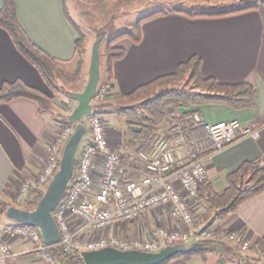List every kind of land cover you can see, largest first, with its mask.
<instances>
[{
    "label": "crops",
    "instance_id": "crops-1",
    "mask_svg": "<svg viewBox=\"0 0 264 264\" xmlns=\"http://www.w3.org/2000/svg\"><path fill=\"white\" fill-rule=\"evenodd\" d=\"M68 3V0H16L20 20L32 39L51 54L65 59L66 63L68 59L71 62L76 57L75 40L78 37L77 26ZM2 4L3 0H0V7ZM221 4L229 5L231 2L183 0V6L169 8L189 9L190 5L211 7ZM229 7L232 6L227 8ZM141 31L142 39L139 42L130 37L120 38L118 42L125 48L126 53L115 58L112 63L113 94L108 99L112 103H116L113 97L115 94L123 96L160 75L174 72L180 62L195 54L201 57V72L205 76H215L224 83L252 82L256 87L255 106L237 109L229 104L215 102L199 107L198 114L203 122L237 118L246 123H255L259 131L256 137L243 136L222 150L210 152L207 160V182H211L213 188L219 192L228 185V173L235 170L242 161L264 159L262 13L258 9H248L224 15L190 16L173 10L145 20ZM89 49L90 46H85L86 53ZM16 78H23L42 90H48L49 87L39 69L20 52L9 32L0 26V84L4 80ZM37 103L26 97L0 101V232L14 221L6 216L5 211H1V203L13 202L23 179H37L39 171L46 164L48 146L54 140L63 118L57 110L43 113ZM64 117H68V114ZM107 131L111 143L121 153H131L126 145L120 146L116 131L112 127H107ZM193 134L194 142L203 152L213 149V142L205 126L193 129ZM204 135L208 138L204 139ZM183 153L186 156L191 155L190 148L183 146ZM174 223L164 209L157 208L144 211L139 218L96 229L92 234L145 237L151 235L157 225L174 226ZM212 223L231 230L245 231L254 242L246 256L264 260V256L257 252L258 248L264 249V191L245 200L227 217L215 219ZM10 243L12 252L6 258L5 264H44V259L34 250V243L29 238L11 236ZM239 256L235 250L217 248L190 258L182 255L173 257L166 264H241L238 261ZM262 260L258 264H263ZM248 262L243 264H256Z\"/></svg>",
    "mask_w": 264,
    "mask_h": 264
},
{
    "label": "built area",
    "instance_id": "built-area-1",
    "mask_svg": "<svg viewBox=\"0 0 264 264\" xmlns=\"http://www.w3.org/2000/svg\"><path fill=\"white\" fill-rule=\"evenodd\" d=\"M112 85L111 80H103L96 88V95L92 99L93 111L83 117L90 130L89 141L78 158L77 174L73 175L66 194L53 213L61 230L59 243L63 250L82 254L85 249L115 246L156 251L168 244L225 240L242 253L249 251L254 242L245 231L231 230L223 225L198 224V214L203 205L200 192L209 180L207 160L210 153L185 162L187 156L183 153V146L189 147L192 155L201 151V147L194 139L186 137L182 126L161 133L150 149L138 152L145 165L144 173L125 183L120 181L124 173V167L119 162L121 152L108 138L106 117L103 113L95 112V106L111 94ZM69 105L71 109L72 104ZM194 119L203 122L198 113ZM204 125L213 142L214 151L224 149L243 136L259 135L255 123H246L237 118L204 121ZM74 126L75 123L71 122L57 133L48 146L47 161L37 179L33 181L27 178L21 183L17 190V202L32 201V187L40 188L49 183L60 167L61 151ZM157 208L168 213L175 222L174 226L157 225L151 235L145 237L92 234L96 229L139 218L144 211ZM11 236L29 238L45 264H55L48 250L50 245L41 239L39 229L18 221H12L0 232V264H5L6 258L11 255ZM257 252L262 254L264 249L258 248Z\"/></svg>",
    "mask_w": 264,
    "mask_h": 264
},
{
    "label": "trees",
    "instance_id": "trees-1",
    "mask_svg": "<svg viewBox=\"0 0 264 264\" xmlns=\"http://www.w3.org/2000/svg\"><path fill=\"white\" fill-rule=\"evenodd\" d=\"M93 4L105 2L106 0H84ZM240 3L235 6L224 9L223 11H196L194 9L168 8L162 7L151 11L139 17L135 23L128 29L123 30L110 36L106 42L105 50L100 53L105 54V73H102L101 80H111L113 78V60L125 55L126 50L119 44H115L119 38L130 37L134 41H141L142 23L156 15L169 13L170 11L183 12L190 16L199 15H224L246 11L248 9H258L262 13L264 20V0H239ZM16 0H3L0 7V26L6 29L11 35L15 45L34 65L39 69L44 79L51 85L61 79L64 84L74 85L83 78V66L72 71H66L62 68L63 59L51 54L37 42H35L25 29L16 6ZM222 10V9H221ZM66 13L69 16L68 9ZM78 38L76 41V53H80L85 49L84 41L86 34L79 28ZM105 34L104 31L98 33ZM98 35V36H99ZM97 36V37H98ZM101 47V46H100ZM202 60L199 55H191L187 60L180 62L174 72L160 75L141 86H137L132 91L124 94L130 100L142 99L144 95L152 91L153 93L146 99L142 100L140 105L124 104L117 107V113L126 120L128 140L126 147L131 149V153H121L120 164L124 167V173L120 177V181L125 183L131 179L140 176L146 171L144 162L139 158L140 150H148L151 148L155 138L163 131L169 132L176 126H182L184 133L188 139H193V129L198 126L204 127V122L195 121L194 115L200 110L199 107L205 103H223L229 104L234 108L255 106L257 101L256 87L252 82L241 81L239 83H224L219 81L215 76H205L201 72ZM102 66V64H101ZM187 77L192 85L191 87H182L177 83ZM73 91L67 90L66 94L72 95ZM17 97H26L37 101L40 110H52L54 106L53 97L45 89L29 84L23 78L13 80H4L0 84V101H7ZM115 104L108 101V98L95 106V112L108 114L112 112ZM68 121V117H64ZM208 138L204 135V139ZM210 138V137H209ZM212 150L203 152L202 150L195 155H189L185 162H190L194 158L205 156ZM75 174H77L79 160L76 159ZM74 174V175H75ZM73 180V179H72ZM228 185L221 191H216L211 182H206L201 188L200 195L204 199L206 209L198 214V224H211L216 218H225L232 211L238 209L239 205L249 198L256 197L264 191V159H246L227 175ZM36 196L34 204L37 203L43 194V190L34 188ZM1 211H6L9 204L1 203ZM30 208L29 206H27ZM194 249L179 252L173 257L184 256L190 258L195 254L206 253L209 250L217 248H225L233 250L230 245L223 241L214 240L197 241ZM61 243L48 246V250L54 258L55 264H85L82 254L78 251L69 253L63 250ZM173 257L163 261L160 264H166Z\"/></svg>",
    "mask_w": 264,
    "mask_h": 264
},
{
    "label": "rangeland",
    "instance_id": "rangeland-1",
    "mask_svg": "<svg viewBox=\"0 0 264 264\" xmlns=\"http://www.w3.org/2000/svg\"><path fill=\"white\" fill-rule=\"evenodd\" d=\"M68 1H69L68 4L70 6L73 21H74V23H76L75 25L77 26V28L82 30L83 33L86 34V40L84 41V46H90V49H89V51H87V53H86L85 49L80 53L79 52L76 53V57L74 58L73 61L69 62L70 60L68 59L67 60L68 63H66V61H63L60 65V66H62V68L64 70L72 71V70L76 69L77 67H79V65L81 64L83 66V78L80 82H78L77 84H74V85H67V84H64L61 79H58L54 83V85H51L48 83L49 84L48 90H45V91H48L49 94L53 97L54 106L52 108V111L57 110L58 114H61L62 115L61 117H63V118H61V124L58 128L57 133L62 131L63 128H65L67 125H69V123H71V121L69 119H68V121L64 120V116H65V114H68V115L71 114V112L73 111V109L77 105V99L73 95L66 94V91L71 90L73 92H78L80 90H83L84 87L86 86L88 80H89L91 56H92L91 51H92L94 43L96 41L95 39H97V36L99 35L98 33L100 31L105 32L104 38H103L101 45H100L101 51H104L105 46H107L106 42L110 36L130 28L139 17H141L147 13H150L151 11L156 10L158 8H162V7H168L169 8V7L183 6V0H106L105 2H98V3H93V4L87 3L84 0H82V1L81 0H68ZM197 1L198 2L199 1H201V2L208 1L210 3H213V2L223 3V2H229L230 1L231 4H229V5L228 4H221V6L219 5V6H211V7H208V6L196 7L195 5H190L191 7H188V8L198 10V11L199 10H211V9H224V8H227L228 6H235L236 4L240 3L239 0H197ZM258 1H260V0H258ZM78 36H79V34H78ZM119 40H120V38L117 41H114V43H113L114 46H115V44H118ZM63 60H65V59H63ZM105 60H106V56L104 53H102V55H101L102 73H105V64H104ZM103 80L104 79H102V81ZM178 84H180V86H182V87H191L192 86L190 84V82L188 81L187 77H185L183 80L179 81L177 83V85ZM152 93L153 92L150 91L149 93L144 95L142 99H138V100H130L125 95L122 96L120 94H117V96L115 94L113 96L115 99L114 101L116 102V103H114L116 108L113 109V112H109V113H111V115L108 113L109 115L104 114V116L107 119L108 127L110 126L116 131L115 132L116 138L119 139L118 143L120 144V146L126 145V141L128 140V133H127V125H125L126 120L124 118H122L117 113V107H119V105H124V104L140 105L141 101L146 99L148 97V95L150 96ZM112 94H113V85H112L111 94L109 96H111ZM109 96H108V99H109ZM69 103L72 104L71 109H70ZM73 106H74V108H73ZM57 133H56V135H57ZM162 133H167V132L163 131ZM89 138H90V130L88 127V133L86 134L85 138H83V141H82V143L78 149L77 159L79 158L80 153L83 150V147L88 143ZM25 179H27V178H25ZM25 179H23L21 181V183H23V181ZM35 180L36 179H34L33 181H35ZM21 183L19 184V187L17 190H19ZM47 185L41 186L39 189L44 191L45 188H47ZM34 188H37V187L36 186L32 187V190L34 191L33 192L34 196H33V200H32L33 202H34V198L36 196V191L34 190ZM17 190H16V193L14 195L13 202L11 204L19 205L22 207L29 206L30 208H33L36 205L32 201L23 202V203L17 202L16 201V196L18 193ZM7 204L10 205V203H7ZM205 206H206L205 201H203V205H202V208L200 210V213L206 209ZM201 225H205V223H201ZM216 225H218V224H216ZM205 226H207V225H205ZM223 242L228 244V245L231 244L225 240ZM231 248L236 251L237 255L240 254V256L238 257V261L241 264L247 263V261H249L248 263L258 264L259 261L262 260V259L255 260L253 258H248L246 256L247 252L246 253L240 252L239 249L236 248V246L235 247L231 246ZM261 255L264 256V253H262ZM262 261L264 264V260H262ZM44 264H45V262H44Z\"/></svg>",
    "mask_w": 264,
    "mask_h": 264
},
{
    "label": "water",
    "instance_id": "water-1",
    "mask_svg": "<svg viewBox=\"0 0 264 264\" xmlns=\"http://www.w3.org/2000/svg\"><path fill=\"white\" fill-rule=\"evenodd\" d=\"M103 38L104 34H100L95 39L91 51L90 76L86 86L83 90L72 93L77 99V105L68 117L71 122L75 123V128L61 151L60 167L33 208L10 203L5 211L6 216L12 220L37 227L42 235L41 239L49 245L60 242L61 230L53 213L74 177L77 152L83 138L88 133V126L83 121V117L93 111L92 99L96 95V88L101 79L100 45ZM196 246V242L168 244L156 251L105 246L85 249L82 251V257L85 264H160L175 254L194 249Z\"/></svg>",
    "mask_w": 264,
    "mask_h": 264
}]
</instances>
